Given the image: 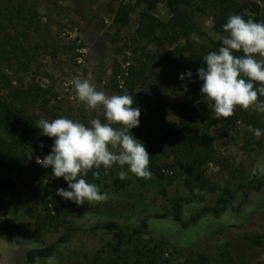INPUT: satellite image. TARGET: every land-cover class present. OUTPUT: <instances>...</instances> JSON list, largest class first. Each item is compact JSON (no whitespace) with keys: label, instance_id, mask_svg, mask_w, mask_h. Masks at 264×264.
<instances>
[{"label":"rangeland","instance_id":"rangeland-1","mask_svg":"<svg viewBox=\"0 0 264 264\" xmlns=\"http://www.w3.org/2000/svg\"><path fill=\"white\" fill-rule=\"evenodd\" d=\"M235 1L238 7L258 3L264 17V0ZM133 4L134 0H0V79L48 90L59 116L86 125L93 118L106 122L102 108L86 111L75 98L72 80L88 79L98 90L117 94L123 80L114 78V74L118 68H126L132 58L138 10L130 13L127 27L118 26L114 19L121 5ZM155 15L161 22L169 20L164 4L157 6ZM199 26L202 36L192 37L191 42L200 45L217 38L206 14L199 18ZM97 60L102 61L100 65ZM181 85L174 100L181 98ZM174 121L172 117L166 119L167 124ZM195 125L200 134L209 135L207 148L213 153V161L206 166V178L216 191L205 194L202 202L185 204L183 220L190 221L203 206H214L225 191L237 192L224 212L218 217L204 215L186 229L171 220L154 219L153 213L168 211L175 199H187L181 176L173 174L158 181L137 178L129 172L121 180L118 165L107 173L101 168L100 185L91 183L100 186L108 200L86 201V210L70 218L76 230L69 242L59 245L52 257L37 259L33 264H111L136 252L154 251L155 247V254L167 264H264V135L257 139L248 130L251 125L264 132V113L237 107L232 117L217 120L202 96L196 105ZM49 153L36 155L33 160L40 171L32 184L39 196L50 184V168L37 164L36 159ZM116 179L125 188L114 190L112 181ZM258 179L262 180L260 191L245 196L238 189ZM20 183L19 177H0V264H26L27 251L54 244L63 232L57 226L41 224L40 208L31 215L17 201ZM77 208L72 205L70 213ZM142 220H146L147 232L130 243L126 240L127 256L115 251L117 242L112 235L94 229L98 224L116 221L131 233ZM220 227L225 231L206 241Z\"/></svg>","mask_w":264,"mask_h":264},{"label":"trees","instance_id":"trees-1","mask_svg":"<svg viewBox=\"0 0 264 264\" xmlns=\"http://www.w3.org/2000/svg\"><path fill=\"white\" fill-rule=\"evenodd\" d=\"M160 4H164L169 13L166 23L155 15ZM135 10H138L139 20L133 37L132 58L126 68L120 67L114 74V78L123 80L117 94L127 92L132 95L134 106L141 110L139 126L130 132L145 144L151 155V178L165 181L169 175L177 174L183 179L188 193L186 200L175 199L168 211L153 213L152 218L171 220L186 229L204 215L218 217L237 194L235 191H225L214 206H203L193 213L195 215L190 221L183 220L185 204L202 202L205 194L216 191V187L206 178V166L213 161V153L207 148L209 135L197 131L195 115L196 105L202 97L200 89L203 83L197 70L203 66V57L210 51L218 50L221 41L216 38L197 45L191 42V38L202 36L199 18L203 14L211 18V31L216 36L225 34L223 25L232 14L252 18L256 22H264V17L260 16V6L256 2L238 7L235 0H134L133 5L118 8L114 22L127 27L129 15ZM147 47L154 48V51H149ZM96 62L100 65L102 61ZM189 71L191 77L187 75ZM181 74H184V80L180 79ZM180 85L181 98L174 100L173 95ZM143 112L146 117L142 116ZM59 117L51 105L48 90L39 85H13L8 79H0V177H19L21 193L17 201L31 215L40 208L38 219H41V224L54 225L63 231L54 244L27 251L26 264L50 258L59 245L68 243L76 230L70 218L80 216L87 208L86 202L78 206L56 195L59 188L70 189L63 178L52 176L51 168L48 169L50 184L41 189L42 195L39 196L33 189L34 178L40 173L33 160L36 155L49 153L54 143V138L42 135L41 129L36 127L37 121ZM169 117L175 119L171 124L166 123ZM86 179L100 185V180L93 178L91 172ZM112 187L118 191L125 185L116 179L112 181ZM261 188L262 180L258 179L247 185L241 184L238 189L248 196L249 192L260 191ZM72 205L78 208L70 213ZM94 229L112 235L117 242L115 251L127 256L129 252L124 251L125 244L146 234L147 223L142 220L131 233H126L116 221L98 224ZM224 231L220 227L206 241ZM156 249L158 247L154 251ZM154 251L136 252L123 261L113 260L111 264H167L162 263Z\"/></svg>","mask_w":264,"mask_h":264},{"label":"clouds","instance_id":"clouds-1","mask_svg":"<svg viewBox=\"0 0 264 264\" xmlns=\"http://www.w3.org/2000/svg\"><path fill=\"white\" fill-rule=\"evenodd\" d=\"M224 35L218 50L203 57V66L197 70L203 82L200 89L215 119L230 118L237 107L264 113V22L245 19L239 14L230 15L223 25ZM191 77L192 73H187ZM184 80V74L180 76ZM72 85L85 110L103 109L106 122L99 118L88 124L60 116L52 120L39 119L36 127L42 135L54 138L51 151L44 158L37 157V164L52 169L54 178H63L68 189L59 188L56 195L73 201L78 206L104 203L108 194L100 186L89 182L101 177L113 166H119V179L125 180L129 172L137 178L151 179V155L143 142L130 130L139 126L141 110L127 92L109 95L98 90L88 79L74 77ZM258 85V86H257ZM187 86L185 85V91ZM259 139L264 132L259 128L248 129ZM43 147V145H41ZM126 167L127 170H124Z\"/></svg>","mask_w":264,"mask_h":264}]
</instances>
